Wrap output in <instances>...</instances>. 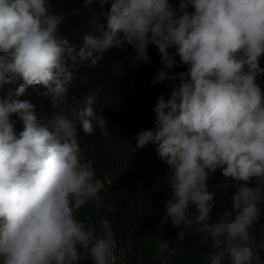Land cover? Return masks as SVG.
Returning a JSON list of instances; mask_svg holds the SVG:
<instances>
[{
  "label": "clouds",
  "instance_id": "1",
  "mask_svg": "<svg viewBox=\"0 0 264 264\" xmlns=\"http://www.w3.org/2000/svg\"><path fill=\"white\" fill-rule=\"evenodd\" d=\"M94 2L110 8L91 12L77 47L60 33L67 15L52 11L53 0H0V264H123L108 215L116 206L99 194L113 181L82 154L97 129L115 140L105 101L90 93L77 112L72 97L76 118L66 113L67 62L95 67L105 52L130 46L112 65L122 75L125 64L151 63L149 45L159 53L153 83L171 87L157 98L155 127L127 139V164L144 167L146 150L171 170L162 222L180 229L177 244L192 228L211 241L209 264H264V238L254 235L264 204V0H84L86 10ZM181 65L185 71H173ZM17 79L24 83L5 91ZM32 85L67 118H39L31 100L19 99ZM13 115L23 122L18 135ZM218 171L220 187L234 191L230 208L213 219L217 193L208 181ZM89 208L105 214L81 219ZM176 250L162 240L156 258L167 264Z\"/></svg>",
  "mask_w": 264,
  "mask_h": 264
},
{
  "label": "trees",
  "instance_id": "2",
  "mask_svg": "<svg viewBox=\"0 0 264 264\" xmlns=\"http://www.w3.org/2000/svg\"><path fill=\"white\" fill-rule=\"evenodd\" d=\"M175 3L176 0H170ZM178 6V5H177ZM110 8V3L100 8L99 3L86 6L84 0H53L52 11L57 14H66V21L60 26V33L79 47L82 44V37L90 30L88 19L92 11L97 13ZM78 11L79 14L73 15ZM103 22V18L101 20ZM126 51L115 48L105 52L103 58L95 67H90L88 62L73 64L68 61L69 71L73 74L72 85L69 89V100L63 105L66 113L73 115L72 97L78 99L75 111L79 112L85 105L86 98L90 93H95L105 101L103 116L107 120V131L113 140L108 143L100 131L93 134L87 141V152L82 154L95 161L97 174H109L113 181V187L99 193L105 202H111L116 206L117 211L108 213L118 241V253L123 255V264H162L160 258H156L158 243L168 240L170 246L177 249L173 257H169L167 264H209L205 259L211 251V241L205 242L200 235L190 228L185 235V240L177 244L175 237L180 229L174 228L171 223H163L162 217L165 213V203L169 198L167 179L170 176L168 166L163 167L154 160L149 151L144 150V167L137 160L131 161L130 148L132 143L127 141L131 133H138L141 129L154 128V107L160 94L165 98L169 95L171 87L168 82L153 83L159 68L158 49L149 45L148 51L151 63L130 67L125 64L123 74L117 75L112 71V65L125 56H130L132 49L126 46ZM155 57V58H154ZM154 58V60H153ZM179 60V58H177ZM261 67H264V59L261 60ZM185 66L174 68L179 73L185 71ZM258 82L264 89V77H259ZM24 82L17 79L15 85L5 86V91L11 88L13 91ZM43 91L40 85L26 86V91L19 97L20 100H31L36 105L37 115L43 121H49L51 114L50 102L43 100L36 94ZM86 106V105H85ZM15 123L17 135L23 130V122L16 116L11 117ZM125 141V142H124ZM155 149L151 144L146 146ZM91 156V157H90ZM223 177L218 171L208 181L210 191H215L217 207L213 212V219L230 208L231 188H221ZM111 185V184H109ZM104 212L97 214L94 208L87 211L81 210L80 218L86 215L92 216L98 221ZM258 242L264 238V204L261 205V219L256 225ZM166 255V253H165ZM264 259V252H261ZM81 264H92L89 258L81 261Z\"/></svg>",
  "mask_w": 264,
  "mask_h": 264
},
{
  "label": "rangeland",
  "instance_id": "3",
  "mask_svg": "<svg viewBox=\"0 0 264 264\" xmlns=\"http://www.w3.org/2000/svg\"><path fill=\"white\" fill-rule=\"evenodd\" d=\"M153 57V55L151 56V58ZM155 58V57H154ZM154 58H153V60H154ZM157 58H159V55H157ZM159 67H160V65H159ZM52 105H53V108L51 109V114H50V116H49V119L51 120V121H56L57 119H59L60 117H66V115L64 114V112L62 111V109H61V107H60V105H56V104H54V103H52ZM67 118V117H66ZM68 133H71L72 134V136H74L75 137V135H74V132H73V130H72V127L68 130ZM65 138L66 139H68V138H70L69 136H68V134L66 133L65 134Z\"/></svg>",
  "mask_w": 264,
  "mask_h": 264
}]
</instances>
